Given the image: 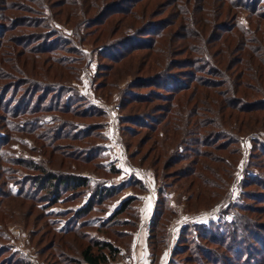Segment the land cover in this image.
I'll return each mask as SVG.
<instances>
[{"label": "trees", "instance_id": "16d2710c", "mask_svg": "<svg viewBox=\"0 0 264 264\" xmlns=\"http://www.w3.org/2000/svg\"><path fill=\"white\" fill-rule=\"evenodd\" d=\"M63 17L70 33L57 26ZM88 40L101 58L96 93L126 70L131 75L119 104L135 112L122 116L121 135L132 165L149 161L155 173L148 246L156 263L176 214L171 194L191 208L218 203L235 179L243 141L264 128V0H0V125L7 129L0 136V178L9 176L6 197L34 201L49 192L46 201L56 205L86 195L62 230L66 235L96 220L87 217L98 206L134 190L94 225L114 228L123 241L90 238L78 256L63 249L57 264H110L125 255L123 246L130 253L141 222L137 203L149 191L134 173L119 183L94 182L72 168L94 162L98 170L120 172L107 166L102 120L76 119L104 112L67 84L78 79ZM139 128L147 134L135 154L129 138ZM17 134L34 138L45 153L50 149V160H61L66 170L4 150ZM257 138L243 169L242 201L220 220L184 226L167 264H264V143Z\"/></svg>", "mask_w": 264, "mask_h": 264}, {"label": "rangeland", "instance_id": "374dc122", "mask_svg": "<svg viewBox=\"0 0 264 264\" xmlns=\"http://www.w3.org/2000/svg\"><path fill=\"white\" fill-rule=\"evenodd\" d=\"M160 1L161 0H154L155 3H159ZM17 14L21 15L23 13L20 12ZM60 20L63 24L57 23V26L63 29L66 33H70L71 30L68 26L71 23H67L65 17L60 18ZM64 22L67 23L68 26L65 25ZM12 34L20 33L14 32ZM94 48L96 47L94 46L92 40H88L84 44L83 52L86 58L85 63L81 67L80 71L75 74L78 76L76 77L78 79L71 78L67 84L75 86L82 95L88 97L89 103L95 106L97 110H102L104 112V116L101 118L76 119L85 122L102 120V132L107 137L105 142V154H107V160H109V164H107V166L110 167L111 165H114L120 170V172L118 174L111 175L109 171H104L102 169L98 170L94 162H90L89 164L78 163V165H76V163L75 165H72V168L83 175L91 176L94 182L97 178H102L108 180V182L119 183L134 173L147 184L149 191H154L157 184L153 169L147 166L149 161L146 163V166H133L128 158V147L123 142L121 135V123L122 121L126 120L122 116H126V114H132L135 112L133 111L134 109H132V107L122 109L119 104L121 101V96L126 90L128 82L131 80V75L129 74L126 77V73L128 72L126 70L125 73H121V77L117 78L116 82H109V86L106 87V89L104 88L100 90L99 93H96V82H101L103 79L101 77H99V79L95 78L96 76H99L97 73L100 61L99 59L101 58L99 56V50H94ZM94 80H96V82ZM77 109L78 108L76 107V110ZM145 134H147V130L139 128L133 132L132 138H129L130 136L128 137L130 143L133 142L131 149L135 151V154L140 153L138 142L142 141V138ZM255 135L258 137L257 139H259L260 142L264 143V128L258 130L256 134L248 135L245 138L242 148L240 149L243 159L235 172V179L218 203L211 207L192 206L191 208L187 206L184 201L177 203L175 200L176 194H171V204L174 207L176 214L172 217L170 223L167 226L169 234L168 243L162 250V256L166 253H169L170 255L171 249L178 242L180 231L184 226L187 224L210 223L220 220L225 209L242 201L244 190L242 183L244 178L243 169L246 161L249 160L251 154L250 148L252 145V137ZM0 136H7V129L1 127V125ZM33 139L34 138L24 134H17L16 139L11 141L10 146H4V150H8L15 156L46 161L49 167L58 172L63 169L66 170V165H62L61 160H50V149H48V152L45 153L44 150L35 148V141ZM63 142H68V140ZM84 142L89 141L85 140ZM148 146L149 144L144 148V150H142V152H146ZM141 155L142 153L135 158L136 162L139 161ZM8 177L6 176L0 178V229H2L0 235V264H57L56 261L60 259L59 256L63 249L67 250L72 255L77 254L78 256L80 255L81 248L88 243L90 238H115V234L112 232V230H115L114 228L101 229L98 231L96 226L98 223L106 220V218L112 214V211L117 207L122 199L134 193V190L131 187L127 188L121 196L115 197L114 199L103 203L101 206H98L97 210L92 213L93 217L92 215L87 217L96 219L91 222V224L87 223L89 226L79 230V233L63 235L62 230L65 226H68L74 222V216L72 214L77 209V207H79L82 202L85 201L84 199L86 198V195L82 198H78L77 200L74 199L70 202H62L56 205H51V203L46 201L49 197V192H39L37 198L34 199V201L23 200L19 197H6L7 193H5V191L7 190L8 192L9 190ZM17 177L18 176L15 175L10 178ZM166 180L167 182H172V179L170 178H166ZM10 182H14V180H10ZM148 192L142 194L140 200L137 203V208L141 212V222L139 228H142L139 232H137L139 230L138 228L135 231L134 236L140 235L143 231L145 234L149 235V223L147 219L152 214L153 197L149 196L147 194ZM7 210L9 212H6ZM45 214H50V219L47 218ZM53 214H57L58 216L55 217ZM231 215L232 213H229L226 217L231 219ZM115 239H117V237ZM141 239H143V234L141 235ZM68 240L69 242H73L71 244V249H69V246L66 245L70 244ZM117 240L119 242L123 241L124 239ZM123 247L125 250V255L115 261H112L110 264H122L123 261L132 254L133 242L131 244L130 253L127 252V247ZM141 249L142 252H148L149 250L150 259L148 260V263L156 264L159 262L153 263L152 261V256L148 246V236L146 242H144V245L141 246ZM147 252H145V254H147ZM186 255L187 253L181 255L180 259L184 258ZM185 264L187 263L185 262Z\"/></svg>", "mask_w": 264, "mask_h": 264}, {"label": "crops", "instance_id": "0c3cea01", "mask_svg": "<svg viewBox=\"0 0 264 264\" xmlns=\"http://www.w3.org/2000/svg\"><path fill=\"white\" fill-rule=\"evenodd\" d=\"M151 192V193H150ZM149 196L153 197V203H152V214L148 217L147 221L149 223L153 213H154V209H155V199H156V189L154 191H149L147 193ZM142 224V223H141ZM142 227L139 228V230L137 232H139L141 230ZM147 233V232H146ZM138 234V233H137ZM143 234V239H141V235ZM147 236L148 234H145V232H141L140 235H135L134 236V240H133V250H132V254L127 257L122 264H151L148 263V260L150 259L149 257V250L147 252V254H145V252H142L141 246L144 245V242H146L147 240ZM169 259V253L167 254H163V256L161 257V259L159 260L158 263L156 264H167Z\"/></svg>", "mask_w": 264, "mask_h": 264}]
</instances>
